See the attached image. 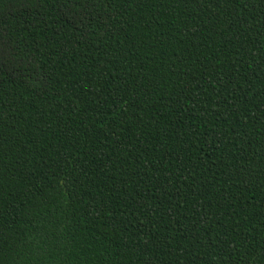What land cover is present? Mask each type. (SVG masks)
<instances>
[{
    "label": "trees",
    "instance_id": "1",
    "mask_svg": "<svg viewBox=\"0 0 264 264\" xmlns=\"http://www.w3.org/2000/svg\"><path fill=\"white\" fill-rule=\"evenodd\" d=\"M0 264H264V0H0Z\"/></svg>",
    "mask_w": 264,
    "mask_h": 264
}]
</instances>
